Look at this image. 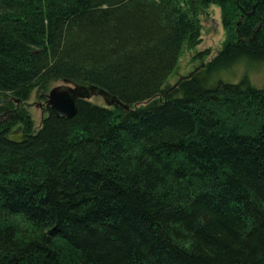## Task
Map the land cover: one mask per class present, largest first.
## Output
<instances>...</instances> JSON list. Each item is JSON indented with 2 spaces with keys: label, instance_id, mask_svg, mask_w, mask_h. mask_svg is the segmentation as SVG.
Returning <instances> with one entry per match:
<instances>
[{
  "label": "trees",
  "instance_id": "obj_1",
  "mask_svg": "<svg viewBox=\"0 0 264 264\" xmlns=\"http://www.w3.org/2000/svg\"><path fill=\"white\" fill-rule=\"evenodd\" d=\"M210 6L227 39L170 90ZM236 66L264 69V0H0V264H264V86ZM66 80L128 110L36 130Z\"/></svg>",
  "mask_w": 264,
  "mask_h": 264
},
{
  "label": "rangeland",
  "instance_id": "obj_2",
  "mask_svg": "<svg viewBox=\"0 0 264 264\" xmlns=\"http://www.w3.org/2000/svg\"><path fill=\"white\" fill-rule=\"evenodd\" d=\"M201 23V42L193 50L183 49L181 51L178 60V69L176 70V75L169 79V85H174L179 77L187 76L194 68L199 67L201 64H205L210 59L214 58L216 54L222 49L227 36L226 32L221 26L219 9L215 6H210L206 12H202L199 15ZM208 51V57L204 60L194 59L197 53H203ZM203 64V66H204ZM247 73L251 84L257 88H262L264 86V69L251 67L250 69H245V66H236L231 70V73L225 75L223 80L228 78L232 80L231 83H236L240 75ZM60 85V84H57ZM55 85V86H57ZM91 103L96 105H101L102 101L99 98H92ZM18 104V102H15ZM28 113L33 121L34 128L37 130L40 126L42 118L45 116L44 110L46 108L45 100H39L36 95L32 94L28 101ZM39 106V108H37ZM16 131V130H15Z\"/></svg>",
  "mask_w": 264,
  "mask_h": 264
},
{
  "label": "water",
  "instance_id": "obj_3",
  "mask_svg": "<svg viewBox=\"0 0 264 264\" xmlns=\"http://www.w3.org/2000/svg\"><path fill=\"white\" fill-rule=\"evenodd\" d=\"M207 1L212 2L213 0ZM200 67H203V64L194 68L187 76L179 77L170 90L176 88L183 80L190 78L199 70ZM174 75H176V72ZM92 98H100L103 106L106 108L120 107L125 111L128 110L127 106L121 104L116 97L111 96L106 91L87 83L72 80H66L60 85L53 87L46 95L45 106L46 108H50L56 118L71 119L76 114L78 102H89ZM4 103L5 100L0 99V105ZM5 139L9 143L17 145L25 142L24 135L20 130L15 133L8 134Z\"/></svg>",
  "mask_w": 264,
  "mask_h": 264
},
{
  "label": "flooded vegetation",
  "instance_id": "obj_4",
  "mask_svg": "<svg viewBox=\"0 0 264 264\" xmlns=\"http://www.w3.org/2000/svg\"><path fill=\"white\" fill-rule=\"evenodd\" d=\"M25 108L28 109V105H27V103L25 104ZM37 108H39V106H37ZM19 130L22 132V130H21L20 128H18L16 131H13V132L15 133V132H18ZM13 132H12V133H13ZM22 133H23V132H22ZM23 135H24V133H23ZM24 138H25V135H24ZM25 139H26V138H25Z\"/></svg>",
  "mask_w": 264,
  "mask_h": 264
},
{
  "label": "bare ground",
  "instance_id": "obj_5",
  "mask_svg": "<svg viewBox=\"0 0 264 264\" xmlns=\"http://www.w3.org/2000/svg\"><path fill=\"white\" fill-rule=\"evenodd\" d=\"M100 99V98H99ZM101 100V99H100ZM102 101V100H101ZM17 102V101H16ZM103 104V103H102ZM3 105V104H2ZM45 109H47V108H45ZM45 109H43V110H45ZM50 109V108H49ZM52 112V111H51ZM52 114H53V112H52ZM54 115V114H53ZM54 117L56 118V116L54 115ZM57 119H67V118H57ZM6 138V137H5ZM6 140V139H5Z\"/></svg>",
  "mask_w": 264,
  "mask_h": 264
}]
</instances>
